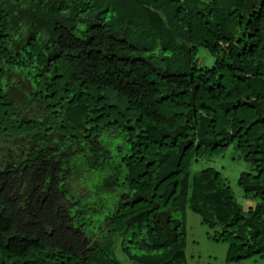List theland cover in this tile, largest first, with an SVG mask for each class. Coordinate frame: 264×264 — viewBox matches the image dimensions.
Here are the masks:
<instances>
[{
	"label": "trees",
	"instance_id": "16d2710c",
	"mask_svg": "<svg viewBox=\"0 0 264 264\" xmlns=\"http://www.w3.org/2000/svg\"><path fill=\"white\" fill-rule=\"evenodd\" d=\"M188 211L264 260V0H0V264H189Z\"/></svg>",
	"mask_w": 264,
	"mask_h": 264
},
{
	"label": "rangeland",
	"instance_id": "374dc122",
	"mask_svg": "<svg viewBox=\"0 0 264 264\" xmlns=\"http://www.w3.org/2000/svg\"><path fill=\"white\" fill-rule=\"evenodd\" d=\"M201 57L205 66L212 67L215 61L214 57L210 56L207 52H202ZM237 154L239 152L235 151L234 147H230L225 157L215 158V160L213 159L209 163L201 161L198 165H194V169L200 170L206 168L208 165L220 169L225 177L230 180V184L241 204L249 207L251 201L243 198V191L238 185V179L243 171L250 169V166L243 161L234 160L233 158ZM187 219L188 237L186 244L189 264H264V260L259 258H253L241 263H228L226 261L228 245L215 242L209 238V235H215L214 233L216 232L208 226L203 225L200 217L191 211H188ZM116 255L123 264H132L120 248Z\"/></svg>",
	"mask_w": 264,
	"mask_h": 264
}]
</instances>
